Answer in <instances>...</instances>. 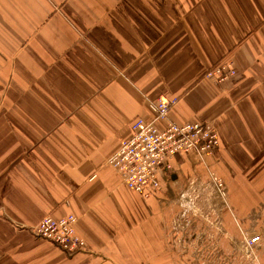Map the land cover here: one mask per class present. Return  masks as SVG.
Here are the masks:
<instances>
[{
  "label": "crops",
  "instance_id": "obj_1",
  "mask_svg": "<svg viewBox=\"0 0 264 264\" xmlns=\"http://www.w3.org/2000/svg\"><path fill=\"white\" fill-rule=\"evenodd\" d=\"M222 60L239 76L218 84L204 74ZM159 96L220 146L175 156L145 197L108 160ZM194 161L263 220L264 0H0V264H183L157 199ZM68 214L85 251L34 234Z\"/></svg>",
  "mask_w": 264,
  "mask_h": 264
},
{
  "label": "built area",
  "instance_id": "obj_2",
  "mask_svg": "<svg viewBox=\"0 0 264 264\" xmlns=\"http://www.w3.org/2000/svg\"><path fill=\"white\" fill-rule=\"evenodd\" d=\"M204 76L218 84L235 80L239 71L231 60H222L209 68ZM176 99L159 96L147 99L151 118L137 117L131 125V136L122 141L120 148L108 163L120 174L123 182L133 191L152 197L160 188V172L171 173L172 159L179 154L195 152L201 157L215 154L219 149V134L209 122L178 124L169 118ZM165 122V125L162 123ZM223 194V182L211 174ZM77 218L68 214L62 218L45 216L35 227V235L60 246L73 254L87 250L86 240L76 231ZM262 242V236L245 238L252 250Z\"/></svg>",
  "mask_w": 264,
  "mask_h": 264
},
{
  "label": "rangeland",
  "instance_id": "obj_3",
  "mask_svg": "<svg viewBox=\"0 0 264 264\" xmlns=\"http://www.w3.org/2000/svg\"><path fill=\"white\" fill-rule=\"evenodd\" d=\"M186 166L189 175L157 199L161 208L166 206L167 233L174 237L171 245L178 248L183 264H260L245 238L264 236V211L263 220L255 211L237 216L207 169L203 172L195 161Z\"/></svg>",
  "mask_w": 264,
  "mask_h": 264
}]
</instances>
